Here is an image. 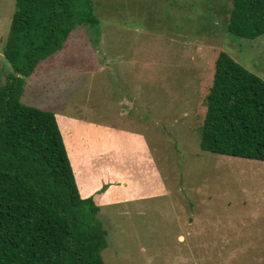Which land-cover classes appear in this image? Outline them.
Returning a JSON list of instances; mask_svg holds the SVG:
<instances>
[{"label": "rangeland", "instance_id": "obj_1", "mask_svg": "<svg viewBox=\"0 0 264 264\" xmlns=\"http://www.w3.org/2000/svg\"><path fill=\"white\" fill-rule=\"evenodd\" d=\"M90 1L98 24L38 63L21 102L147 137L163 191L99 207L104 264H264V162L199 147L218 55L264 81V35L226 32L231 0ZM13 12L0 0V87Z\"/></svg>", "mask_w": 264, "mask_h": 264}, {"label": "trees", "instance_id": "obj_2", "mask_svg": "<svg viewBox=\"0 0 264 264\" xmlns=\"http://www.w3.org/2000/svg\"><path fill=\"white\" fill-rule=\"evenodd\" d=\"M231 2L226 32L264 35V0ZM97 24L90 0H14L3 49L12 74L0 87V264H104L100 209L79 195L55 115L21 102L38 63L61 51L77 27ZM199 147L264 162V81L223 52Z\"/></svg>", "mask_w": 264, "mask_h": 264}, {"label": "crops", "instance_id": "obj_3", "mask_svg": "<svg viewBox=\"0 0 264 264\" xmlns=\"http://www.w3.org/2000/svg\"><path fill=\"white\" fill-rule=\"evenodd\" d=\"M48 110L55 115L82 199L91 197L104 208L163 191L162 177L141 132Z\"/></svg>", "mask_w": 264, "mask_h": 264}]
</instances>
